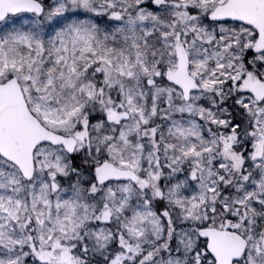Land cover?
<instances>
[{
  "label": "snow or ice",
  "instance_id": "obj_1",
  "mask_svg": "<svg viewBox=\"0 0 264 264\" xmlns=\"http://www.w3.org/2000/svg\"><path fill=\"white\" fill-rule=\"evenodd\" d=\"M0 264H264V0H0Z\"/></svg>",
  "mask_w": 264,
  "mask_h": 264
}]
</instances>
